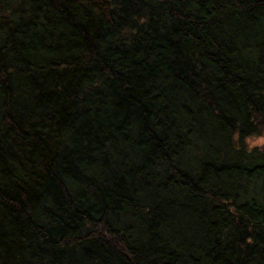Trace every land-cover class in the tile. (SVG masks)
Wrapping results in <instances>:
<instances>
[{"label":"trees","instance_id":"trees-1","mask_svg":"<svg viewBox=\"0 0 264 264\" xmlns=\"http://www.w3.org/2000/svg\"><path fill=\"white\" fill-rule=\"evenodd\" d=\"M264 0H0V264H264Z\"/></svg>","mask_w":264,"mask_h":264},{"label":"rangeland","instance_id":"rangeland-1","mask_svg":"<svg viewBox=\"0 0 264 264\" xmlns=\"http://www.w3.org/2000/svg\"><path fill=\"white\" fill-rule=\"evenodd\" d=\"M247 144L249 147L262 146L264 144V133L261 136H254L249 138Z\"/></svg>","mask_w":264,"mask_h":264}]
</instances>
